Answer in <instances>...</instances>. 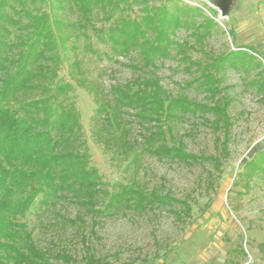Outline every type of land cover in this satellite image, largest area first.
<instances>
[{"label": "trees", "instance_id": "obj_1", "mask_svg": "<svg viewBox=\"0 0 264 264\" xmlns=\"http://www.w3.org/2000/svg\"><path fill=\"white\" fill-rule=\"evenodd\" d=\"M46 4L48 11L41 9ZM134 4L139 5V13L131 16ZM208 10L210 15L179 0H0V264H53L20 220L35 201L42 207L67 200L91 213L143 212L165 206L176 218L189 213V203L161 185L147 188L133 178L108 188L89 163L82 126L68 95L73 85L60 82L57 71L68 51L76 53L80 48L107 59L136 52L137 59L127 63L135 75L112 85L108 97L96 98L91 117L95 135L107 147L111 144L112 159L128 158L126 166L135 171L142 167L144 155L187 166L207 163L210 185L230 155L233 137L232 97L228 86L222 85V71L230 66L247 74L256 68L248 83L264 99V66L250 47L206 49L207 38L220 29L217 11ZM65 12L75 17L68 19ZM181 28L187 31L186 38H176ZM93 38L107 48L94 46ZM195 50L203 57L194 59ZM172 57L182 61L186 70L196 71L183 86L202 90L204 99L165 89L157 61ZM79 61H72L71 76L83 84ZM187 114L212 131L213 152L185 148L173 121ZM131 122L137 124L136 134ZM235 177L233 184L243 187L236 195L248 192L256 179L264 184V148L246 160ZM257 245L264 258V242ZM246 255L242 244H237L222 264H243L237 258ZM54 256L66 258L64 253ZM83 264H94L93 256Z\"/></svg>", "mask_w": 264, "mask_h": 264}, {"label": "rangeland", "instance_id": "obj_2", "mask_svg": "<svg viewBox=\"0 0 264 264\" xmlns=\"http://www.w3.org/2000/svg\"><path fill=\"white\" fill-rule=\"evenodd\" d=\"M179 2L200 6L209 15V8L217 11L215 20L220 29L207 38L206 49L225 52L250 47L254 50L251 53L264 66V0H232L224 17H221L215 0ZM138 6L133 5L129 11L131 16L139 13ZM41 9L48 11V4ZM65 15L68 19L75 17L70 12ZM186 37L185 29L177 31L176 38ZM93 40L94 46L107 48L95 38ZM192 57L200 59L203 55L195 50ZM74 58L80 60L83 84L71 76ZM135 58L136 52H132L131 57L107 59L84 53L81 48L76 53L68 51L58 67L57 79L73 85L68 95L82 126L81 139L85 142L89 163L108 183V188L133 178L147 188L161 185L174 196L185 199L190 205L189 213L176 218L169 210L170 206L143 212L110 213L105 210L91 213L59 199L42 207L35 201L20 220L53 264H83L91 255L94 264H222L229 250L237 244H242L247 253L246 257L237 258L240 262L264 264L257 245L264 242V184L256 179L253 187L242 195L235 192L242 191L243 187L233 184L235 174L244 162L264 148V99L248 83L256 68L247 74L241 68L230 66L222 71V85L228 86L226 90L232 97L229 113L233 120V137L229 143L230 155L224 160L221 172L208 185L205 170L210 165L207 163L187 166L144 155L142 167L135 171L132 166H126L128 158L116 155V159H112L111 144L107 147V142L102 137L99 141L95 135L96 123L91 117L97 106L96 98L108 97L112 85L135 75L136 71L127 66ZM156 71L162 85L170 92H184L190 97L204 99L202 90L183 86L197 73L194 69L186 70L178 58L158 60ZM199 122L197 117L187 114L174 120L173 126L187 150L213 152V133ZM130 125L136 134L137 124L131 122ZM230 203L237 206L235 211ZM174 207L178 206L174 204ZM67 218L75 219V223ZM57 253L66 254V258H56Z\"/></svg>", "mask_w": 264, "mask_h": 264}, {"label": "water", "instance_id": "obj_3", "mask_svg": "<svg viewBox=\"0 0 264 264\" xmlns=\"http://www.w3.org/2000/svg\"><path fill=\"white\" fill-rule=\"evenodd\" d=\"M215 3L221 17H224L228 14L232 0H215Z\"/></svg>", "mask_w": 264, "mask_h": 264}]
</instances>
